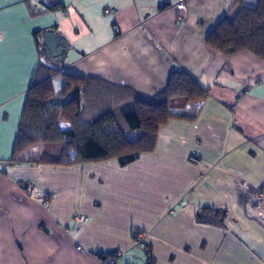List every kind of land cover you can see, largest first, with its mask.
I'll use <instances>...</instances> for the list:
<instances>
[{
    "label": "crops",
    "instance_id": "crops-1",
    "mask_svg": "<svg viewBox=\"0 0 264 264\" xmlns=\"http://www.w3.org/2000/svg\"><path fill=\"white\" fill-rule=\"evenodd\" d=\"M233 10V0H3L0 264H101L98 255L116 252L115 264H264V223L253 213L264 193V60L206 42ZM45 34L56 35L59 57L45 48ZM41 67L55 70V106L74 97L63 92V76L151 100L181 72L208 96L177 102L176 114L193 118L168 120L154 151L127 166L35 163L43 145L35 159L26 157L34 147L17 157L13 147ZM202 209L223 212V224L198 223Z\"/></svg>",
    "mask_w": 264,
    "mask_h": 264
},
{
    "label": "trees",
    "instance_id": "trees-1",
    "mask_svg": "<svg viewBox=\"0 0 264 264\" xmlns=\"http://www.w3.org/2000/svg\"><path fill=\"white\" fill-rule=\"evenodd\" d=\"M244 1L233 0L232 15L216 26L207 45L225 55L246 51L264 60V0H258L254 9L246 8ZM54 72L41 67L28 91L13 147L16 157L26 149L43 145V157L35 163L74 165L116 160L124 167L154 151L158 129L168 120L193 118L176 114L180 108L175 107L177 102L199 104L208 96L206 90L181 72L173 73L166 88L151 100L100 80L63 76L67 80L63 92L70 90L74 97L55 106L51 102L54 93L50 81ZM113 123L120 130L121 140L113 137ZM61 124H67V128L62 129ZM133 133L137 136L131 140L129 135ZM195 220L221 226L224 215L202 209ZM105 254L97 256L100 261L115 255Z\"/></svg>",
    "mask_w": 264,
    "mask_h": 264
},
{
    "label": "built area",
    "instance_id": "built-area-1",
    "mask_svg": "<svg viewBox=\"0 0 264 264\" xmlns=\"http://www.w3.org/2000/svg\"><path fill=\"white\" fill-rule=\"evenodd\" d=\"M176 9L180 14L177 16V22L181 23L183 21V15L182 12L185 11L183 4H178L176 6ZM1 38V36H0ZM190 162L193 164H200L199 160H197L195 157L190 158ZM254 217L259 221L264 223V193L258 192L255 197V206H254ZM75 224L78 226H84L87 222L85 217H76L74 219ZM142 242V236L140 234L134 235V248L137 250H141V243ZM106 255V254H105ZM121 256L120 253L116 252L113 257H106L105 261H101V264H114L115 260ZM149 261H151V258L148 256Z\"/></svg>",
    "mask_w": 264,
    "mask_h": 264
},
{
    "label": "water",
    "instance_id": "water-1",
    "mask_svg": "<svg viewBox=\"0 0 264 264\" xmlns=\"http://www.w3.org/2000/svg\"><path fill=\"white\" fill-rule=\"evenodd\" d=\"M44 46L49 51L52 58L59 57L61 55V49L59 48V43L56 35L45 34L43 36Z\"/></svg>",
    "mask_w": 264,
    "mask_h": 264
},
{
    "label": "rangeland",
    "instance_id": "rangeland-1",
    "mask_svg": "<svg viewBox=\"0 0 264 264\" xmlns=\"http://www.w3.org/2000/svg\"><path fill=\"white\" fill-rule=\"evenodd\" d=\"M177 102V101H176ZM180 102V101H179ZM64 127H67L66 125ZM63 127V128H64ZM112 127V131H114L113 135L114 137L116 138V140H121V137L120 136V130L114 125V123L111 125ZM137 136V133H133L131 135H129V138L132 140V139H135ZM42 151H43V148L42 146H36L34 148H32L26 155V157H28V159H35V158H39L41 157L42 155ZM52 155V154H51Z\"/></svg>",
    "mask_w": 264,
    "mask_h": 264
},
{
    "label": "snow or ice",
    "instance_id": "snow-or-ice-1",
    "mask_svg": "<svg viewBox=\"0 0 264 264\" xmlns=\"http://www.w3.org/2000/svg\"><path fill=\"white\" fill-rule=\"evenodd\" d=\"M2 3H3V0H0V5H2ZM2 19H3V14L0 13V21H2Z\"/></svg>",
    "mask_w": 264,
    "mask_h": 264
}]
</instances>
